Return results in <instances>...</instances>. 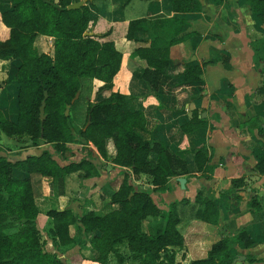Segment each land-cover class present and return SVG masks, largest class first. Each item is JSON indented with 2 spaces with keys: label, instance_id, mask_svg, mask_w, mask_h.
<instances>
[{
  "label": "trees",
  "instance_id": "trees-1",
  "mask_svg": "<svg viewBox=\"0 0 264 264\" xmlns=\"http://www.w3.org/2000/svg\"><path fill=\"white\" fill-rule=\"evenodd\" d=\"M71 1L0 2V20L8 27L7 37L0 40V59L9 63L5 84L0 90V138L25 135L29 145H43L39 153L23 158L9 159L0 153V264H65L56 251L46 250L39 239L36 225L39 209L32 194L30 174L39 173L57 181L73 171L80 177L89 176L97 163L85 156L69 159L65 155L69 142H90L102 158L130 169L132 177L140 173L147 175L153 187H134L129 173H123L117 189L109 197L110 203L118 205L116 208L102 214L93 210L78 214L70 208L46 209L44 213L51 223L49 233L57 244L66 246L76 242L74 235L80 232L81 238L76 242L79 249L94 251L91 259L99 264H107L110 255L117 263L126 258L132 264H178L168 248L182 243L181 233L175 226L174 201L162 209L153 200L152 193L169 177L186 174V160L181 151L170 150L162 140L153 136L144 139L136 133L135 129H148L142 109L132 105L130 95L112 90L103 95L104 90L111 88L120 52L110 40L101 41L95 34H82L88 29L89 5L86 2L67 8ZM168 2L174 12L200 10L198 0ZM245 2L264 25V0ZM141 22V18L128 20L125 37L134 39L133 32ZM37 34L52 37L51 53L38 51L34 46ZM179 39L173 35L164 45L149 43L134 49L146 65L139 72L133 71L131 77L155 96L164 73L172 65L168 46ZM176 74L179 83H196L200 80V66L188 61ZM83 78H97L102 83L96 88V99L86 103L83 124L75 137L68 119L74 102L70 103V99L77 89L80 91ZM42 100L45 116L40 119L38 107ZM202 125L203 118L192 112L180 128L187 132ZM108 143L112 145V153L108 152ZM86 152L89 156L91 149L86 148ZM54 155L63 163L59 164ZM193 160L197 170L208 168L203 148L196 150ZM255 166L264 172V151ZM238 183L239 179L231 180L232 185ZM195 200L202 205L197 216L215 223L218 213L211 197L197 192ZM147 216L157 218L150 232L141 229V221ZM235 239L243 246L253 241L242 229L232 241ZM230 242L229 238L220 237L204 257L192 259L189 264H231L237 252L230 247ZM245 260L252 262L256 258L245 257Z\"/></svg>",
  "mask_w": 264,
  "mask_h": 264
},
{
  "label": "crops",
  "instance_id": "crops-1",
  "mask_svg": "<svg viewBox=\"0 0 264 264\" xmlns=\"http://www.w3.org/2000/svg\"><path fill=\"white\" fill-rule=\"evenodd\" d=\"M198 1L200 10L184 13L172 11L168 0L84 1L90 10L88 30L98 40L112 41L120 52L111 88L104 90L103 95L111 90L130 95L132 105L142 109L148 129H135L136 133L144 139L153 136L162 140L170 150L181 151L186 160L187 173L178 175L184 177L183 187L174 176L152 193L153 200L162 209L174 201L175 226L182 236L180 245L168 247L174 262L189 264L192 259L202 258L214 241L226 237L237 255H244V264H264V172L255 166L264 151V25L245 0ZM134 18H141L142 22L133 32L134 39H128L125 37L127 22ZM0 25L7 31L0 39L3 40L8 35V27L1 20ZM173 35L180 39L168 46L172 65L164 73L155 96L138 79L131 77L133 71L139 72L146 65L134 49L149 43L164 45ZM51 41V36L37 34L33 44L38 51L51 53ZM188 61L200 66V80L179 83L176 73ZM101 83L97 78H87L83 86L82 79L78 96L84 93L86 100L94 101L96 88ZM192 112L203 118V125L184 132L180 124L188 120ZM4 138L11 137L1 136L0 139ZM67 144L69 151L65 155L69 159L85 156L97 165L89 176L80 177L73 171L60 181L31 173L32 194L39 209L36 225L44 239L43 247L56 251L63 261L99 264L91 259L94 251L79 249L76 242L81 238L80 232L74 235L76 242L58 245L49 233L50 218L44 211L54 207L70 208L78 214L83 210L102 214L116 208L118 205L110 203L109 197L117 189L123 173H129L134 187L153 186L147 175L140 173L132 177L130 169L102 158L90 142ZM42 147L27 142L25 147L18 148L23 154L15 153V158L39 153ZM86 148L91 149L89 156ZM198 148L206 152L208 168L205 170H197L194 165L193 157ZM107 149L113 152L110 143ZM53 158L63 163L56 155ZM232 179H239V183L232 185ZM197 192L211 197L218 213L215 223L197 216L202 206L195 200ZM156 221V217L147 216L141 221V229L150 232ZM145 224L148 230L144 229ZM241 229L253 240L251 244L243 246L236 239L232 241ZM70 232H73L71 227ZM245 257L256 260L247 262ZM128 262L125 258L117 263L110 255L107 264Z\"/></svg>",
  "mask_w": 264,
  "mask_h": 264
},
{
  "label": "rangeland",
  "instance_id": "rangeland-1",
  "mask_svg": "<svg viewBox=\"0 0 264 264\" xmlns=\"http://www.w3.org/2000/svg\"><path fill=\"white\" fill-rule=\"evenodd\" d=\"M0 2H1V0H0ZM2 5H3V3H2ZM6 32H7L6 29L0 25V39L6 35ZM8 67H9L8 60H3L0 62V90H1L2 86L5 84V81H6L5 79H6V75L8 72ZM86 82H87V78H83V86L86 85ZM88 101H90V100L89 99L86 100L84 93H80V95L74 100V102L70 106L68 119H69V124H70L71 130H72L73 134L75 135V137H77L76 130L83 124L84 113H85L84 106H86V103ZM81 109H83V112H81ZM27 142H29V140L27 139V137L25 135L24 136L23 135L13 136L8 140H7V138L0 139V153H3L9 159H15V157H16L15 153H17V155L23 154L22 149L18 150V148L25 147ZM74 145L75 144H73V145L70 144V147L73 148ZM67 146H68V144H67ZM76 147H77V145H76ZM83 149L85 150V147H83ZM16 151H19V153ZM144 229L148 230L149 226L147 224H145ZM10 230L11 229H9L8 231H10ZM39 234H40V232H39ZM39 239H40V241H42V243L44 242V239H43L41 234L39 236ZM59 258L62 260V258L60 256H59ZM127 264H132V261L131 262L129 261Z\"/></svg>",
  "mask_w": 264,
  "mask_h": 264
},
{
  "label": "water",
  "instance_id": "water-1",
  "mask_svg": "<svg viewBox=\"0 0 264 264\" xmlns=\"http://www.w3.org/2000/svg\"><path fill=\"white\" fill-rule=\"evenodd\" d=\"M84 1L86 0H72L69 4H67V8H75V7H79L81 4L84 3ZM83 35H92V32L90 30H84L82 32ZM193 58V56H191V59ZM78 94H79V89H77L75 91V93L73 94V96L71 97L70 99V103H72L77 97H78ZM43 106H44V101L42 100L39 107H38V114H39V118L40 119H43L44 118V113H43ZM68 108H69V105L67 104L64 108V114L66 115L68 113ZM88 121L85 122L83 128L87 125ZM176 181L178 182L179 186L180 187H183L184 186V177L182 176H176L175 177ZM233 263L235 262H238V264H244V255L242 254H238L234 257ZM65 264H72V263H69V262H65Z\"/></svg>",
  "mask_w": 264,
  "mask_h": 264
}]
</instances>
